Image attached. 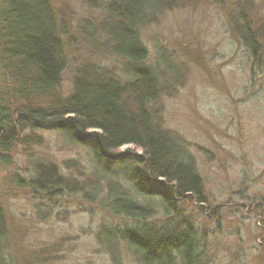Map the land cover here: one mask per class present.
<instances>
[{"label": "rangeland", "instance_id": "374dc122", "mask_svg": "<svg viewBox=\"0 0 264 264\" xmlns=\"http://www.w3.org/2000/svg\"><path fill=\"white\" fill-rule=\"evenodd\" d=\"M94 1L53 0L70 48L65 93L83 63L120 72L119 61L102 48L108 0ZM235 1L170 0L142 36L152 62L160 53L171 67L157 105L161 128L191 153L209 198L202 206L179 204L181 217L203 240L207 264H264V0ZM244 25L256 36L255 51L243 41ZM40 134L44 145L29 151L31 158L16 149L12 167L0 164L15 264H138L121 246L113 258L99 238L102 226L125 221L81 195L44 204L42 217L30 192L8 184L11 173L23 175L28 160L52 163L74 183L91 181L84 149L52 131Z\"/></svg>", "mask_w": 264, "mask_h": 264}, {"label": "trees", "instance_id": "16d2710c", "mask_svg": "<svg viewBox=\"0 0 264 264\" xmlns=\"http://www.w3.org/2000/svg\"><path fill=\"white\" fill-rule=\"evenodd\" d=\"M168 3L108 0L102 48L119 61L120 72L83 63L65 93L70 48L53 0H0V164L12 167L16 149L31 158L44 145L41 132L60 134L88 153V184L72 182L42 160L27 159L23 175L6 178L32 194L42 217L44 204L81 195L125 221L101 227L99 238L113 258L121 246L138 264H207L205 244L179 204H209L208 194L191 153L161 128L157 105L171 67L160 53L152 62L142 36ZM243 32L255 51L253 29L244 25ZM127 146L132 149L122 152ZM9 231L0 202V264H15Z\"/></svg>", "mask_w": 264, "mask_h": 264}]
</instances>
